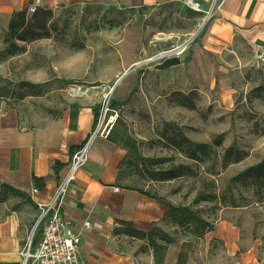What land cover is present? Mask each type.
Segmentation results:
<instances>
[{
  "label": "rangeland",
  "instance_id": "1",
  "mask_svg": "<svg viewBox=\"0 0 264 264\" xmlns=\"http://www.w3.org/2000/svg\"><path fill=\"white\" fill-rule=\"evenodd\" d=\"M51 11L40 37L27 30L25 40L0 46V108L15 106L22 122L34 125L73 108L74 101L102 100L124 56L130 64L125 77L134 73L135 79L121 98L112 93L118 101L112 131L120 134L127 151L120 186L155 194L164 210L187 207L210 223L199 234L200 223L180 226L165 217L160 224L172 240L262 241L258 253L264 260V184L241 176L264 161V68L250 56L225 83L165 87L143 70L157 62L148 59L180 44L187 43V50L206 15L194 25V10L182 1L124 10L65 5ZM138 46L145 47L143 54L133 53ZM139 70L145 74L136 76ZM71 88L85 94H73ZM191 143L209 144L210 156L195 159ZM172 165L188 169L173 179L152 178L150 171ZM237 175L241 178L232 182ZM199 191L217 199L197 203Z\"/></svg>",
  "mask_w": 264,
  "mask_h": 264
},
{
  "label": "crops",
  "instance_id": "2",
  "mask_svg": "<svg viewBox=\"0 0 264 264\" xmlns=\"http://www.w3.org/2000/svg\"><path fill=\"white\" fill-rule=\"evenodd\" d=\"M176 1L186 4V0H41L39 8L100 5L124 10ZM193 1L202 8L193 12L194 25L201 23L209 9L213 10L181 56L180 65L160 71L148 69L147 74L158 76L165 87L191 83L212 87L217 82L225 83V78L253 56V44L264 42V0ZM32 2L0 0V46L14 14ZM145 50L138 46L133 53ZM121 54L127 56L126 52ZM121 59L108 78L116 98L124 96L135 79L134 73L120 79L130 65L124 56ZM140 74L145 71L139 70L136 76ZM46 81L48 78L39 80ZM100 107L99 97L77 100L73 108H62L34 125L23 123L15 106L0 108V264H22L21 250L37 226L35 239L39 240L42 230V224L38 225L39 204L54 194L74 148L92 133L95 111L96 108L100 111ZM111 132L107 138L94 140L88 161L79 169L63 204L64 215L81 235L79 251L84 263L264 264L258 253L262 241L160 239L155 227L164 230L160 223L168 208L164 210L155 197L120 186V165L127 151L116 129ZM86 221L90 222L88 226ZM133 229L146 234L137 235Z\"/></svg>",
  "mask_w": 264,
  "mask_h": 264
},
{
  "label": "built area",
  "instance_id": "3",
  "mask_svg": "<svg viewBox=\"0 0 264 264\" xmlns=\"http://www.w3.org/2000/svg\"><path fill=\"white\" fill-rule=\"evenodd\" d=\"M40 2L41 0H33L27 7L28 14L36 12ZM185 3L195 11L202 10L198 2L186 0ZM212 10L213 7L206 12V20ZM186 48L187 43L164 49L148 61H159L174 54L182 56ZM252 51L255 64L264 68V42H255ZM113 90L114 87L103 94L94 129L82 146L72 154L68 168L60 178L54 194L47 202L39 204L38 225L42 224L41 236L36 240L34 230L30 233L21 250L22 264H86L79 251L81 235L74 230L72 221L64 215L62 209L70 185L76 180L79 169L88 161L92 143L98 137L107 138L116 123L118 109L112 105ZM32 190L37 191L36 188ZM89 224V221L85 222L86 226Z\"/></svg>",
  "mask_w": 264,
  "mask_h": 264
},
{
  "label": "trees",
  "instance_id": "4",
  "mask_svg": "<svg viewBox=\"0 0 264 264\" xmlns=\"http://www.w3.org/2000/svg\"><path fill=\"white\" fill-rule=\"evenodd\" d=\"M51 9H43L38 8L36 12L32 13L30 17H28L27 8L22 9L21 11H18L14 14L9 29L6 33V37L4 39L5 42L12 40V39H22L25 40L27 38V30H29L34 36L40 35L38 33V30H46L47 26V19L48 15L51 14ZM43 36V35H42ZM40 37V36H39ZM148 70V69H143ZM118 101L113 100L112 105H116ZM99 117V108H96L95 111V121L97 122ZM82 145H79L78 147L74 148V152L80 148ZM191 156H193L195 159L204 158L205 156H210V145L207 143H191ZM73 152V153H74ZM200 152L201 155H198ZM188 167H185L184 165H172L171 167L164 168V169H158V171H150L151 176H153V179L157 180H169L176 177H179L186 173ZM244 181L250 180L251 183L255 185H262L264 184V161L254 165L245 171L242 172V175ZM241 176L237 175L236 177L232 178V182H235ZM125 188L129 189H136L146 195H149L151 197L158 198L155 194H150L147 191H144L142 189L133 187V186H124ZM217 199V196L213 193H207L205 191H199L197 197L195 198V202H200L201 200H215ZM168 218L169 220L178 223L180 226L190 224V223H200V228H197V232L201 234L203 230H208L210 227V223L206 220L199 219V217H196L187 207H178L169 205L168 209L164 215V218ZM159 232V238L166 241H171V236L162 229H157ZM133 232L137 235L142 234V236H145V231H137L133 229ZM154 241V240H152Z\"/></svg>",
  "mask_w": 264,
  "mask_h": 264
},
{
  "label": "water",
  "instance_id": "5",
  "mask_svg": "<svg viewBox=\"0 0 264 264\" xmlns=\"http://www.w3.org/2000/svg\"><path fill=\"white\" fill-rule=\"evenodd\" d=\"M205 21L203 22V25L205 24ZM182 63V57L180 55H170L167 56L165 58H163L162 60H159L157 62H155L154 64L149 66V70L150 71H159V70H163V69H168L171 67H175L178 66ZM126 73H124L120 79L125 75Z\"/></svg>",
  "mask_w": 264,
  "mask_h": 264
},
{
  "label": "bare ground",
  "instance_id": "6",
  "mask_svg": "<svg viewBox=\"0 0 264 264\" xmlns=\"http://www.w3.org/2000/svg\"><path fill=\"white\" fill-rule=\"evenodd\" d=\"M71 92H72L73 94H82V95L85 94V91L82 90V89H79V88H71Z\"/></svg>",
  "mask_w": 264,
  "mask_h": 264
}]
</instances>
